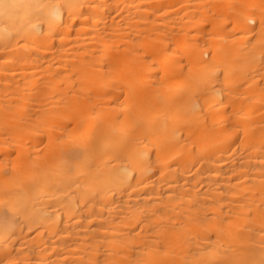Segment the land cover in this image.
Segmentation results:
<instances>
[{"label":"bare ground","instance_id":"obj_1","mask_svg":"<svg viewBox=\"0 0 264 264\" xmlns=\"http://www.w3.org/2000/svg\"><path fill=\"white\" fill-rule=\"evenodd\" d=\"M0 264H264V0H0Z\"/></svg>","mask_w":264,"mask_h":264},{"label":"rangeland","instance_id":"obj_2","mask_svg":"<svg viewBox=\"0 0 264 264\" xmlns=\"http://www.w3.org/2000/svg\"><path fill=\"white\" fill-rule=\"evenodd\" d=\"M186 13V10H182V11H180L179 13H178V16L180 17V16H183L184 14ZM185 19V18H184ZM174 22V21H173ZM173 22H171V16L168 18V21H167V23L169 24V25H173ZM178 25H180V24H178Z\"/></svg>","mask_w":264,"mask_h":264}]
</instances>
